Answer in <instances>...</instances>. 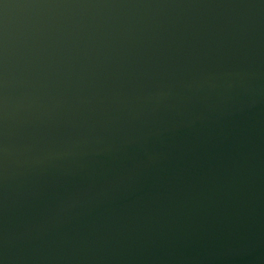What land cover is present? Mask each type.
<instances>
[{
    "label": "water",
    "instance_id": "1",
    "mask_svg": "<svg viewBox=\"0 0 264 264\" xmlns=\"http://www.w3.org/2000/svg\"><path fill=\"white\" fill-rule=\"evenodd\" d=\"M0 264H264V0H0Z\"/></svg>",
    "mask_w": 264,
    "mask_h": 264
}]
</instances>
